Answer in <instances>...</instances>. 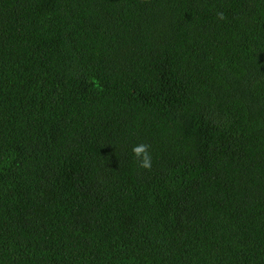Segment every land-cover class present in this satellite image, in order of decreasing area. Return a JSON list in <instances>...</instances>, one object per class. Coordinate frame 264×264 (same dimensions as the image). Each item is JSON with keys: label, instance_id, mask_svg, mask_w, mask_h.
Wrapping results in <instances>:
<instances>
[{"label": "trees", "instance_id": "obj_1", "mask_svg": "<svg viewBox=\"0 0 264 264\" xmlns=\"http://www.w3.org/2000/svg\"><path fill=\"white\" fill-rule=\"evenodd\" d=\"M0 264H264V0H0Z\"/></svg>", "mask_w": 264, "mask_h": 264}, {"label": "clouds", "instance_id": "obj_2", "mask_svg": "<svg viewBox=\"0 0 264 264\" xmlns=\"http://www.w3.org/2000/svg\"><path fill=\"white\" fill-rule=\"evenodd\" d=\"M220 18H223V15L220 14ZM150 145L147 144H139L136 146H133L132 148V155L134 158V161L138 163L140 168H143L145 170L151 169V154L149 152Z\"/></svg>", "mask_w": 264, "mask_h": 264}]
</instances>
